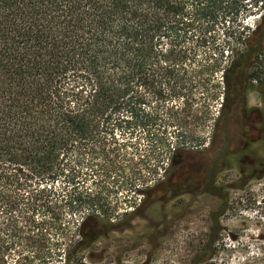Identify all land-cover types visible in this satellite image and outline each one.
I'll use <instances>...</instances> for the list:
<instances>
[{"label": "trees", "instance_id": "16d2710c", "mask_svg": "<svg viewBox=\"0 0 264 264\" xmlns=\"http://www.w3.org/2000/svg\"><path fill=\"white\" fill-rule=\"evenodd\" d=\"M263 51L264 0H0V264L79 260L207 149Z\"/></svg>", "mask_w": 264, "mask_h": 264}, {"label": "rangeland", "instance_id": "374dc122", "mask_svg": "<svg viewBox=\"0 0 264 264\" xmlns=\"http://www.w3.org/2000/svg\"><path fill=\"white\" fill-rule=\"evenodd\" d=\"M253 70L263 83L246 98L254 128L244 109L218 134L212 121L206 150L166 163L155 190L126 198L108 236L66 264H264V68Z\"/></svg>", "mask_w": 264, "mask_h": 264}, {"label": "flooded vegetation", "instance_id": "af4514ba", "mask_svg": "<svg viewBox=\"0 0 264 264\" xmlns=\"http://www.w3.org/2000/svg\"><path fill=\"white\" fill-rule=\"evenodd\" d=\"M261 81V79L260 80H258L257 82H255L254 84L256 85V87L258 86V85H260L261 86V84H263L262 83V81ZM249 93V92H248ZM248 93H247V95H248ZM247 95H246V97H245V99H244V101L240 104V108L238 109V110H236L235 112H237V111H239V110H241V109H244L245 107H246V98H247ZM232 111H228L227 112V115H226V119L224 120V123H225V121L227 120V117H228V115L231 113ZM247 113V111H245V109H244V111H243V114L241 115V119L243 120V127L244 128H247V127H249V128H254V126L256 125L255 124V120H251V117H249V115H248V113ZM257 124H261L262 126H264V117H262V119L259 121V123H257ZM264 130V129H263ZM250 139V138H249ZM251 140V139H250Z\"/></svg>", "mask_w": 264, "mask_h": 264}]
</instances>
